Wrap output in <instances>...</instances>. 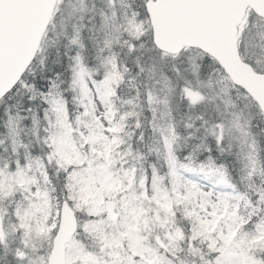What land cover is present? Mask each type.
Instances as JSON below:
<instances>
[{"label": "rangeland", "instance_id": "1", "mask_svg": "<svg viewBox=\"0 0 264 264\" xmlns=\"http://www.w3.org/2000/svg\"><path fill=\"white\" fill-rule=\"evenodd\" d=\"M79 0L74 2L66 0L63 7L68 20L73 23V28L76 29L79 20ZM135 16L131 15L129 11L128 0H118V10L110 18L105 17L104 26L98 33L102 35V40L106 46H110L113 42H118L124 34L127 37L133 36L137 38L141 34L143 23L141 21H134ZM92 17H88L86 24L90 26L89 36H92ZM53 36L59 38L57 27L53 29ZM90 36V38H91ZM99 36V35H98ZM263 46V45H261ZM89 53L90 49H89ZM107 61V58H102ZM57 64V62L55 63ZM92 65L94 63H91ZM103 64V63H101ZM104 67V64L102 65ZM109 72L105 69L101 75L103 76L100 83L99 91L91 88L84 72L80 61L73 63V68L70 69L71 84L73 90L77 89L74 102L79 107V115H76L70 121L66 119L65 109L63 105H58L55 108V115L59 124V130L55 137L47 136L45 139L54 146V155L56 157L67 160L70 164L74 163L77 166L83 167V170L71 172L68 177L72 181L73 186L77 187L74 191V198H77V192L82 195V201L78 202L77 206L80 210H87L97 218L96 221L84 226L87 232L93 230L91 233V240L95 244L101 243L99 250L96 252L92 247L86 250V244L75 243L69 249V262L72 264H85L84 260L88 252L95 253L94 264H149L150 261L148 252L144 250L143 241L147 240L152 233L155 237H159L168 246L171 245L172 239L176 240L174 232L169 233L168 229L171 221V212L169 204L173 194L177 203L185 204V212L195 217L198 225L200 226L201 233L209 235L216 234L213 240L216 241L218 253L217 259L214 264H247L249 258H244L241 253V240L234 231V209L230 205H226L224 201L216 194L211 187L193 182L192 179H183L174 177L172 187L165 191L155 190L153 194L147 195L145 190H140L139 194L129 191L127 183L132 186L135 182L134 169L124 172V180L119 182L117 179H112L110 174L103 170V162L110 164L109 160L106 161V153L109 152L107 140L104 142V137L107 138L108 126V113L105 107L104 90L106 83L109 80L107 75ZM145 77V75L143 76ZM217 77L220 78L218 75ZM101 78V77H100ZM184 78V74L181 76ZM156 75H151L142 81L144 88H148L155 80ZM173 79V78H172ZM220 88L225 91L227 96L228 90L222 80L219 81ZM189 96H193V92L187 91ZM177 96V95H175ZM157 97H159L157 95ZM157 106L159 111H163L162 103L158 99ZM217 109L223 115L227 127L230 130H235V145L239 152H243V145L246 142L247 135L243 127L237 124L236 114L234 109L229 106H223ZM8 116L6 121L8 123H15L22 121L26 125H30L32 120L37 123L36 116L23 114L21 112H12L10 107H7ZM13 128L14 132H12ZM17 130L13 124H9V133L12 138L15 137ZM70 135H72L81 151L76 157L75 149L70 144ZM108 140H110L108 138ZM250 151L251 148H249ZM205 161V159L203 160ZM211 161H206L207 170L210 169ZM110 166H115L114 164ZM220 174L221 170H217ZM21 173L15 168L13 172L6 173L0 171V187H5L4 190H11L18 185ZM139 181H144V177H139ZM122 184V185H121ZM135 186V185H134ZM74 187V188H75ZM103 192L105 196L114 201L118 206L119 220L116 223L103 220V205L100 204L101 200L99 194ZM162 213L160 216L158 213ZM19 221L23 223V213L17 211ZM168 222V223H167ZM39 225L35 223V231L37 232ZM23 231L27 230V225L23 224ZM166 235L168 238L166 239ZM39 263L43 264L44 257L39 256ZM139 259V261H136ZM29 261L28 264L31 263ZM255 263L250 261V263Z\"/></svg>", "mask_w": 264, "mask_h": 264}, {"label": "trees", "instance_id": "2", "mask_svg": "<svg viewBox=\"0 0 264 264\" xmlns=\"http://www.w3.org/2000/svg\"><path fill=\"white\" fill-rule=\"evenodd\" d=\"M245 44L246 38L243 37L240 41L242 53ZM89 49L91 52V47L87 42L86 60L90 55ZM58 50L47 54V69L40 74L39 78H36L39 74L34 73L29 77L32 80L24 83L28 86L26 91L30 94L20 102L22 111L28 109L38 115L42 109H40L41 105L45 106L50 99L63 94L64 80L56 77L63 76L66 57L63 50ZM190 59H194L197 64L195 73L190 68ZM111 60L121 87L135 85L144 89L142 81L151 75H156L163 82L164 86H161L160 93L168 97L172 106L171 124L178 143V145L174 144V149L177 146L179 152L182 153L186 152L191 145L201 144L203 149L196 155V159L201 158L202 155H211L216 161L224 163L231 173H234L238 163L234 158V144L232 143V147L230 137L225 132L226 127L222 116L214 106L212 97L205 87L209 77L217 72L221 73L220 68L211 58L196 50H184L177 56L162 54L152 45L147 35L140 39L137 46L130 48L125 45L117 48L116 51L112 50ZM183 74L184 78H181ZM187 88L196 95L194 100L184 97L183 91ZM236 91L238 97L241 96L236 100L240 108L238 111L243 122L247 123L250 136L258 145V153L254 161H248L245 166L248 171L247 186L240 199V204H245V209H247L243 215L250 220L259 213L260 216H264V121L255 105L248 98L243 97L244 94L240 90L236 89ZM245 98L248 99L247 102ZM30 102H32L31 105ZM151 121L155 119L151 118ZM152 125H155V122H152ZM24 137L25 131H22L20 138L31 143L28 135L26 139ZM142 152L145 154V150ZM143 158L144 168L149 170L148 173L152 175V179L155 176L163 177V172L168 170V163L161 147L153 149L151 155H144ZM238 165L243 166L241 163ZM177 168L181 169L180 166ZM178 225L185 235L184 241L194 240L197 255L192 259V263L201 264L199 257L207 250L202 245L204 241L196 235V226L192 223L187 226L182 218Z\"/></svg>", "mask_w": 264, "mask_h": 264}, {"label": "water", "instance_id": "3", "mask_svg": "<svg viewBox=\"0 0 264 264\" xmlns=\"http://www.w3.org/2000/svg\"><path fill=\"white\" fill-rule=\"evenodd\" d=\"M247 5L264 15V0H156L147 10L157 49L176 54L186 46L209 54L264 114V77L254 75L236 54L235 25ZM45 8L42 0H0V97L28 64Z\"/></svg>", "mask_w": 264, "mask_h": 264}]
</instances>
